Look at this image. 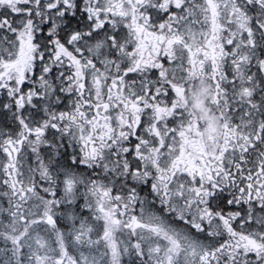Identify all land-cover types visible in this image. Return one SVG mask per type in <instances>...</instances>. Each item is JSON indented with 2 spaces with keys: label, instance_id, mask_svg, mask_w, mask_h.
Wrapping results in <instances>:
<instances>
[{
  "label": "snow or ice",
  "instance_id": "snow-or-ice-1",
  "mask_svg": "<svg viewBox=\"0 0 264 264\" xmlns=\"http://www.w3.org/2000/svg\"><path fill=\"white\" fill-rule=\"evenodd\" d=\"M0 264H264V0H0Z\"/></svg>",
  "mask_w": 264,
  "mask_h": 264
}]
</instances>
